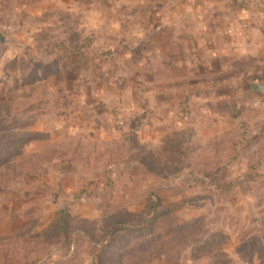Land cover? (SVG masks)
<instances>
[{
	"label": "rangeland",
	"instance_id": "obj_1",
	"mask_svg": "<svg viewBox=\"0 0 264 264\" xmlns=\"http://www.w3.org/2000/svg\"><path fill=\"white\" fill-rule=\"evenodd\" d=\"M230 6L0 0V264H264V54L216 53Z\"/></svg>",
	"mask_w": 264,
	"mask_h": 264
},
{
	"label": "crops",
	"instance_id": "obj_2",
	"mask_svg": "<svg viewBox=\"0 0 264 264\" xmlns=\"http://www.w3.org/2000/svg\"><path fill=\"white\" fill-rule=\"evenodd\" d=\"M232 3L233 7L230 6V8H233L234 11L231 20L225 21L222 24L211 25V30L215 32L214 37H218L217 41L219 47L218 50L215 48H212L211 50L210 47L214 46L213 42L208 46L205 45L204 48L207 52V56L210 55L213 50H217L216 53L222 55L220 52V50H222L221 48L223 47V49L226 50L227 42H229L235 48V51L238 52L237 54L235 52L234 57H232L229 52L222 50L224 55L229 54L228 56H231L228 57L230 60L238 61L239 58L243 57L240 56L241 53L239 52L240 49L238 47L243 44L247 46V51L244 53L246 54L245 56L253 57L257 61L259 52L264 54V42L260 47L257 45L261 39H264V0H232ZM190 10L191 9H189V11ZM205 10L208 11V7H205ZM170 12L172 13V8H170ZM224 12V10L221 11L222 14H224ZM207 26L205 22L200 21L198 27L204 29L208 28ZM200 34H202L201 38L204 39V34L202 32ZM226 36L232 37L233 39L227 41V38H225ZM223 43L224 45L222 46ZM260 62L263 63L260 67L257 64H253V73L250 75V79L255 81L253 89V92L255 93H264V62ZM245 79L249 78L247 77Z\"/></svg>",
	"mask_w": 264,
	"mask_h": 264
},
{
	"label": "trees",
	"instance_id": "obj_3",
	"mask_svg": "<svg viewBox=\"0 0 264 264\" xmlns=\"http://www.w3.org/2000/svg\"><path fill=\"white\" fill-rule=\"evenodd\" d=\"M234 1H236V0H234Z\"/></svg>",
	"mask_w": 264,
	"mask_h": 264
}]
</instances>
